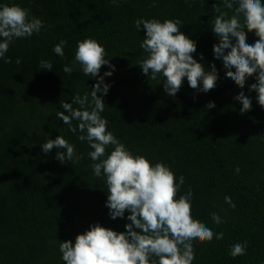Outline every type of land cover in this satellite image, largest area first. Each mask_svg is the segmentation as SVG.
Wrapping results in <instances>:
<instances>
[{
	"label": "trees",
	"instance_id": "trees-1",
	"mask_svg": "<svg viewBox=\"0 0 264 264\" xmlns=\"http://www.w3.org/2000/svg\"><path fill=\"white\" fill-rule=\"evenodd\" d=\"M16 2L40 16L43 26L39 33L14 39L5 53L7 62L0 58V264H63L60 240L74 239L90 222L124 230L128 210L123 217L109 216L107 186L103 175L92 174L89 144L56 116L60 101L89 91L95 82L78 65L71 73L63 71L73 60L76 41L85 36L103 43L115 65L104 77L110 83L107 93H98L105 103L101 115L107 127L133 152L164 161L175 176L183 175L176 195L191 192L192 219L223 232L221 239L193 243V264L264 260V106L248 88L255 73L241 89L225 79L222 64L213 58V45L219 42L210 26L220 0ZM141 16L179 17L184 22L180 31L196 42L192 55L205 71L208 66L216 69L213 89L198 91L184 78L169 95L162 77L142 72L137 61L145 54L140 47L144 29L138 31L133 23ZM244 32L248 43L259 39L255 30ZM60 39L66 41L63 57L52 50ZM16 57L21 58L19 64ZM41 58L51 60L53 68H40ZM108 67L102 64L98 75ZM241 90L251 97V107L244 112L234 98ZM209 103L214 105L210 110ZM58 134L74 144L79 160L61 162L55 148L42 151L40 144ZM211 212L223 221L213 223ZM236 241H247V246L233 257L228 249Z\"/></svg>",
	"mask_w": 264,
	"mask_h": 264
},
{
	"label": "clouds",
	"instance_id": "clouds-1",
	"mask_svg": "<svg viewBox=\"0 0 264 264\" xmlns=\"http://www.w3.org/2000/svg\"><path fill=\"white\" fill-rule=\"evenodd\" d=\"M118 3L119 0H110ZM157 0H151L155 4ZM218 13L211 21L210 30L218 45H213V58L221 63L225 79L238 86L255 73V82L248 85L255 90L256 101L264 106V0H220L215 6ZM231 16H226L225 11ZM139 31L143 26L140 47L144 55L137 61L143 73L153 78L162 77L165 92L174 95L184 78L190 87L207 93L216 83V69L205 71V65L192 53L196 42L180 31L184 23L179 17L163 19L143 16L133 21ZM43 21L38 15L16 0H0V58L5 56L10 43L20 37L39 33ZM255 30L259 39L246 42L244 30ZM66 41L60 39L52 47L57 55L64 56ZM197 55H202L198 53ZM103 43L95 37L85 36L76 41L73 60L63 65L65 73H71L78 65L86 77H95L89 91L74 93L70 101H60L56 116L77 133V139L87 141V155L92 163V174L101 176L107 186L105 205L111 218L123 217L127 209L124 230L118 231L102 223L90 222L74 239L60 240L58 245L63 264H193V243L221 239L223 232L213 231L208 225L191 217L192 194L177 197L183 184V175L175 176L170 166L161 160L151 161L146 155L133 152L107 127V119L101 115L105 103L98 93H107L110 83L104 80L112 74L111 64ZM21 62L16 57V63ZM102 64L109 65L98 75ZM40 68L52 69L49 59L39 60ZM240 101V111L251 107V97L241 90L235 97ZM75 105V106H74ZM209 103L206 109L213 108ZM76 124L73 125L72 121ZM111 146L108 151L106 147ZM45 153L55 148L56 158L64 162L80 159L74 144L58 134L40 144ZM234 171H239L235 166ZM230 207H235L228 195L224 196ZM213 223L223 218L210 213ZM247 241H236L229 246L231 256L242 255ZM259 264H264L261 260Z\"/></svg>",
	"mask_w": 264,
	"mask_h": 264
}]
</instances>
